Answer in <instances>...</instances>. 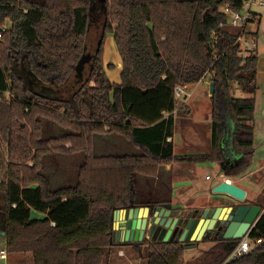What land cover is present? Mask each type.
I'll return each instance as SVG.
<instances>
[{
    "label": "trees",
    "instance_id": "trees-1",
    "mask_svg": "<svg viewBox=\"0 0 264 264\" xmlns=\"http://www.w3.org/2000/svg\"><path fill=\"white\" fill-rule=\"evenodd\" d=\"M244 2L0 0V26L9 24L0 37V229L7 253L28 256V264H102L115 244V210L171 203L167 164L216 160L234 169L252 160L258 54L240 50V31L222 10ZM93 16L103 23L91 50ZM108 32L120 55L117 83L103 64ZM85 52L92 54L87 74L72 89ZM207 74L214 82L210 151L175 155L168 140L172 112L181 109L175 86ZM233 83L246 96L235 97ZM62 86L69 96L52 93ZM33 210L43 216L32 217ZM248 237L262 242L232 260L241 238L206 234L199 243L207 249L188 263L180 241L145 239L135 248H145L146 264H264V210Z\"/></svg>",
    "mask_w": 264,
    "mask_h": 264
},
{
    "label": "crops",
    "instance_id": "crops-1",
    "mask_svg": "<svg viewBox=\"0 0 264 264\" xmlns=\"http://www.w3.org/2000/svg\"><path fill=\"white\" fill-rule=\"evenodd\" d=\"M262 15H259L257 21L253 22L252 28H249V24L246 27L248 32H257V43L256 50L258 54L257 59V72H256V83L257 90L255 93V112H254V133H253V145L254 152L252 160L244 165L243 167L228 169L226 167L227 163H222L221 161L216 160H190V161H173L165 166L166 170L171 172L172 180V209L173 210H183L189 212L195 209H204L205 206L209 204H219L220 201L223 202H235L236 200L225 193H214L213 188L221 181L229 180L230 182L236 184L237 186L243 188L246 192L245 201L246 203H256L264 206L263 203H260L261 200H264V97H259L261 90L259 89L260 85V56L263 53L260 48L259 43V29ZM118 65L121 66V63L118 62ZM264 67V65H263ZM209 86L210 81L204 78L199 81L200 83H205ZM197 84V83H196ZM206 84V85H207ZM183 100V106L181 108V113H174L175 122L181 118L183 121L181 124V129L186 137H179L181 133L177 127L176 132L174 128V133L172 136L168 137V140H171L173 143V153L178 156H188L196 155L201 153H206L210 151V140H211V128L210 113L207 116V121L209 127L206 129L205 135L201 130V124H198V118L192 117V123H197L198 126L183 127L185 125L184 119L188 116H191L189 106L186 101ZM178 106V101L176 100ZM211 110V108H210ZM183 118V119H182ZM200 120V118H199ZM176 124V123H175ZM198 127V128H196ZM182 141H188V145L181 144ZM194 142L196 144H194ZM179 151H178V150ZM238 170L236 174H233L234 171ZM223 174V175H222ZM206 175H210L209 178H206ZM31 216L34 218L42 217L43 214H36L31 211ZM124 220L123 214L119 216V220L116 222L119 224ZM114 246L105 254L102 264H140L138 261H142L141 258H138L133 254L130 258H127L123 246L114 241ZM199 242H197L198 244ZM200 244V243H199ZM5 246V239L3 235L0 234V248ZM131 246L135 249V245H125ZM191 249V248H188ZM194 249V248H193ZM187 250V249H186ZM192 253V252H190ZM16 255V256H15ZM9 255L5 259H0V264H21L23 263L25 257H29L23 254ZM188 263V262H187ZM28 264V263H27Z\"/></svg>",
    "mask_w": 264,
    "mask_h": 264
},
{
    "label": "water",
    "instance_id": "water-1",
    "mask_svg": "<svg viewBox=\"0 0 264 264\" xmlns=\"http://www.w3.org/2000/svg\"><path fill=\"white\" fill-rule=\"evenodd\" d=\"M91 58L90 52L83 53L75 69H81ZM209 92H214V82H210ZM212 192L225 193L236 201H220L219 204H209L202 210L189 212L173 210L171 203L142 206L131 203L129 207L114 211L112 239L120 245L141 244L145 239L174 240L180 241L188 249L195 247L206 234H210L211 238H242L264 210L260 204L246 203L245 190L227 180L219 182ZM121 214L124 220L116 226ZM4 233L0 229V234Z\"/></svg>",
    "mask_w": 264,
    "mask_h": 264
},
{
    "label": "rangeland",
    "instance_id": "rangeland-1",
    "mask_svg": "<svg viewBox=\"0 0 264 264\" xmlns=\"http://www.w3.org/2000/svg\"><path fill=\"white\" fill-rule=\"evenodd\" d=\"M255 11L260 15H262V19L261 22L262 24L260 25V29H259V43H260V48L262 50V54L260 56V64H261V70H260V85H259V89L261 90L260 97H259V101L261 97H264V9H258V8H254ZM97 18L93 16V23L91 24L90 28H89V32H88V46L89 48L92 50L91 45L93 44V46H95V44L99 43V34L101 32V27H102V23L103 21H99L96 20ZM101 22V23H100ZM253 22H250L247 24V26L249 28H252ZM5 26V25H4ZM245 26V27H247ZM6 27V26H5ZM118 62H120V55L118 53L116 44L114 42L112 33L108 32L106 33L104 42H103V64H104V69L106 71V75L107 77L110 79V81L112 82H119L120 81V71H121V66L118 65ZM88 71V66L84 65L81 69L76 70V72L73 74V76H71L72 79V89H74L77 84L83 80V78L85 77V75L87 74ZM24 76L25 79L29 82V83H34V79L33 77L30 76L29 72L26 70H23L21 72ZM209 74L206 75V80H209ZM207 84V81H205V83H200L199 82L197 84H193V85H189L187 86V92L189 93V96L187 97L185 94L182 95L177 101L180 100H185L188 101L187 105L189 106L190 109V113L191 116H187L184 121H185V125L183 127H188V125L190 124V126H198V124H201L200 128L203 131V135H205L206 129L209 127V123L207 121V116L210 113V108H211V100H210V92H209V86ZM66 86H62L59 87L56 91L52 92L55 95L59 96V97H66L69 96L68 94V88H65V90L63 91V88ZM62 89V90H61ZM232 93L235 97H243L246 96V94L244 92L241 91V89L237 86L236 83H233V88H232ZM184 104V103H183ZM182 104V106H183ZM182 106L180 108H182ZM181 113V109L179 114ZM192 117H195V119L198 118L199 123H192L191 119ZM200 118V120H199ZM183 119V118H182ZM183 121L180 119H178L175 123V132L176 129L178 127L179 131L181 132L179 134L180 138H183L182 135L184 137H186L183 133V130L181 129V123ZM196 127V128H198ZM206 128V129H205ZM199 129V128H198ZM182 134V135H181ZM181 144H186L188 145L189 142L188 141H182ZM194 144H196L194 142ZM178 150V149H177ZM179 151V150H178ZM3 176V172L0 171V180ZM1 189L2 187H0V194H1ZM1 198V195H0ZM2 199V198H1ZM0 199V202L2 201ZM264 200H261L260 203H263ZM33 213L36 214H41L40 212H37L35 210L32 211ZM32 214V213H31ZM208 243H198L195 247L191 248V249H187L185 251V259L186 262L195 259L196 257H198L200 255V253H202V251H204L205 249H207L208 247ZM123 250L127 256V258H130V256H132L133 254H135L136 257L141 258L142 261H138L140 262V264H146V256H145V248L141 247L140 249H134L131 246H123ZM192 252V253H190ZM15 255V254H21V253H9V255ZM16 256V255H15ZM30 258H26L24 259L23 263L21 264H27L29 262ZM128 264V263H127Z\"/></svg>",
    "mask_w": 264,
    "mask_h": 264
},
{
    "label": "built area",
    "instance_id": "built-area-1",
    "mask_svg": "<svg viewBox=\"0 0 264 264\" xmlns=\"http://www.w3.org/2000/svg\"><path fill=\"white\" fill-rule=\"evenodd\" d=\"M254 8L264 9V0H245L244 5L240 10H230L227 7L222 8V10L228 15L227 24L232 28L239 29L240 31L238 33L236 42L240 45V50L242 52H246L248 50H253L254 48H256L257 38L254 36H247L246 32L248 33V31H246L245 27L248 23L255 22L259 18V14L255 11ZM5 26L0 30V37L2 30L8 28L9 24L6 23ZM184 94L187 97L189 96V93L187 92V87L182 85H176L174 89V95L176 100H178ZM183 100L178 101L177 107L182 106ZM172 113L174 114L175 111H173ZM209 177L210 175H206V178ZM227 181L230 182L229 180ZM261 242V238L251 240L248 237L247 232L245 236H243L240 241L236 244V246L232 249L227 260H232L243 256L244 254L250 252L256 245L260 244ZM6 257V246H3L0 248V259H5Z\"/></svg>",
    "mask_w": 264,
    "mask_h": 264
}]
</instances>
